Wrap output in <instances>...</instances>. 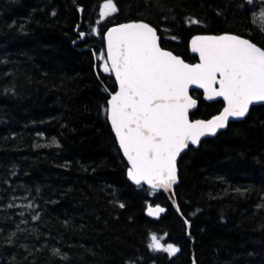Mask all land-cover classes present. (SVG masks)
Wrapping results in <instances>:
<instances>
[{
    "label": "trees",
    "instance_id": "16d2710c",
    "mask_svg": "<svg viewBox=\"0 0 264 264\" xmlns=\"http://www.w3.org/2000/svg\"><path fill=\"white\" fill-rule=\"evenodd\" d=\"M106 2L0 0V264H264V105L180 157L175 193L192 242L164 193L128 181L107 118L116 83L101 66L105 31L134 21L191 64L196 35L235 34L264 49V8L113 0L117 11L101 18ZM191 94L192 120L223 107ZM149 205L166 210L153 219ZM152 235L179 252L151 251Z\"/></svg>",
    "mask_w": 264,
    "mask_h": 264
},
{
    "label": "snow or ice",
    "instance_id": "6c2138e0",
    "mask_svg": "<svg viewBox=\"0 0 264 264\" xmlns=\"http://www.w3.org/2000/svg\"><path fill=\"white\" fill-rule=\"evenodd\" d=\"M116 11L113 0H107L100 16ZM260 15L264 18V12ZM106 39L110 64L103 70L114 74L119 85L108 102L109 119L131 165L128 177L137 185L171 189L177 183V157L189 144L216 135L230 117L243 118L250 105L264 102V49L248 39L197 36L191 41V51L199 55L196 64L162 49L156 30L146 23L114 27ZM190 86L203 89L208 100L223 98V113L207 122H190L189 109L196 107ZM164 211L149 207L147 214L158 218ZM148 247L170 257L179 252L172 244L162 245L156 235Z\"/></svg>",
    "mask_w": 264,
    "mask_h": 264
},
{
    "label": "water",
    "instance_id": "95a60500",
    "mask_svg": "<svg viewBox=\"0 0 264 264\" xmlns=\"http://www.w3.org/2000/svg\"><path fill=\"white\" fill-rule=\"evenodd\" d=\"M79 14H80V17H81V15H82V9H81V8H79ZM129 23H145V22H142V21H134V22H129ZM129 23H123V24L115 25V26H113V27H110V28H109L108 30H106V32L104 33L103 37H104V45H105V56H106V60H107V39H106L107 32H108L110 29L114 28V27H119V26H121V25L129 24ZM146 24H148V23H146ZM148 25L151 26L150 24H148ZM151 27H153V26H151ZM153 28H154V27H153ZM154 29H155V28H154ZM155 30H156V29H155ZM156 32H157V30H156ZM81 34H83V35H81ZM226 34H228V33H226ZM221 35H223V34H221ZM231 35H235V34H231ZM80 36H81V40H84L85 37L87 36V34L84 33V32H82V33H80ZM157 36L159 37L158 43L160 44V36L158 35V33H157ZM197 36H219V35H196V36H193V37L189 40V49H190V51H191V41H192V39H194V38L197 37ZM236 36H237V35H236ZM238 37H240V36H238ZM241 38H243V37H241ZM244 39H246V38H244ZM249 41H250V40H249ZM250 42H251V41H250ZM252 43H253V42H252ZM254 44H255V43H254ZM255 45H256V44H255ZM160 46H161V44H160ZM256 46H258V45H256ZM161 47H162V46H161ZM258 47H259V46H258ZM260 48H261V47H260ZM162 49H164V48H162ZM261 49H262V48H261ZM164 50L169 51V52H171L173 55L177 56L176 54H174V53H173L172 51H170V50H167V49H164ZM191 53L194 54V55L197 57V61H196L195 63H192V64L199 63V55H198L197 53H193L192 51H191ZM177 57H179V58H181V59L183 60L182 57H180V56H177ZM184 62H186V61L184 60ZM107 63L110 64V61H107ZM186 63H188V62H186ZM189 64H191V63H189ZM112 76H113V78H114V80H115V83H116V91H115V92H117V91L119 90V85H118V82H117L116 79H115V75L112 74ZM217 87H218V86H217ZM107 91H108V94H109V98H108V101H107V118H108V122H109L110 127H111V129H112V132H113V134H114V136H115V138H116V140H117L118 147H119V149H120V151H121V153H122L124 159L126 160L128 166H129V169H130L131 165L129 164L127 158L124 156V154H123V150L120 148L118 138H117L116 135H115V131L113 130L112 125H111V121H110V119H109V113H108L109 105H108V102H109V100L111 99V95L114 94L115 92L112 93V92H110L109 90H107ZM193 91H200V92H202V98H203V100H204L205 102L211 103V102H216V101H222V103H223V108L221 109V111H220L217 115L213 116L212 118H209V119H194V120H191V118H190V114L193 113V112L197 109V107H198V100L195 99V98L192 96V94H191ZM189 96H190L191 98H193V99L196 100V107H195V108H191V109H189V113H188L189 121L192 122V123H195L196 121H205V122H207V121H209V120H212V119H214L216 116L221 115V114L223 113L224 108L226 107V102L223 100V98H221V97H217V98H215V99H213V100H208V99H206V97H205L204 90H203V89H200V88H196L195 86H190V88H189ZM258 105H264V102H257V103H254L253 105H250L248 113H247L243 118H232V117H230L227 126L224 127V128H222V129H218L216 135H218L220 132L226 130L227 127H228V125H229L230 123H232V122H238V121H242V120H244V119L247 117V115L249 114L251 108L254 107V106H258ZM216 135H214V136H211V135H205V136H203V137L200 138V143H201V141H203L204 139L213 138V137H215ZM200 143H199V144H200ZM199 144H198V145H192V144H189V146H188L186 149H184V150L180 153V155L177 157V160H176L177 183H175V184L172 186L171 189H169V190H164V189H151L147 184H141V185H144V186L148 187L149 189H151V190H153V191H158V192L164 193V194L167 196L168 200L170 201L171 205L173 206V208L175 209V211L177 212V214H178V215L182 218V220L184 221L185 226H186V234H187V236L189 237V239H191L192 242H193V239H192V237L190 236V223L187 221L186 218H184V216H183L182 213H181V210H180L179 205H178V202H177V197H176V193H175V188H176V186L179 184L178 162H179V160H180V157H181V156H182V155L188 150L189 147L198 148V147H199ZM129 169H128V170H129ZM127 179H128V181H129L131 184H133L134 186H136V187L141 186V185H137V184H135L131 179H129V177H128V171H127ZM157 206H158V207H161V208H163V209H165V207H162V206H160V205H150L149 207L155 208V207H157ZM149 207H148V208H149ZM148 208L146 209V214H147V212H148ZM165 210H166V209H165ZM164 212H165V211H164ZM164 212H163V213H164ZM163 213H160L158 218L155 217V216H149L148 214H147V215H148L149 217L153 218V219H159L160 216H161ZM192 264H196L194 257H192Z\"/></svg>",
    "mask_w": 264,
    "mask_h": 264
},
{
    "label": "rangeland",
    "instance_id": "374dc122",
    "mask_svg": "<svg viewBox=\"0 0 264 264\" xmlns=\"http://www.w3.org/2000/svg\"><path fill=\"white\" fill-rule=\"evenodd\" d=\"M107 3V2H106ZM105 4V3H104ZM104 4H103V6H104ZM103 6H102V11H103ZM263 8H264V6H262ZM102 18V17H101ZM262 19H264V18H262ZM107 61H106V59H105V56L102 58V63H101V66L104 68V64L106 63ZM160 241V240H159ZM160 243L162 244V245H164L161 241H160ZM166 246V245H165Z\"/></svg>",
    "mask_w": 264,
    "mask_h": 264
},
{
    "label": "flooded vegetation",
    "instance_id": "af4514ba",
    "mask_svg": "<svg viewBox=\"0 0 264 264\" xmlns=\"http://www.w3.org/2000/svg\"><path fill=\"white\" fill-rule=\"evenodd\" d=\"M259 2H260V3H259L260 5H258V6H264V0H259ZM261 4H262V5H261ZM207 103H208V102H207Z\"/></svg>",
    "mask_w": 264,
    "mask_h": 264
}]
</instances>
